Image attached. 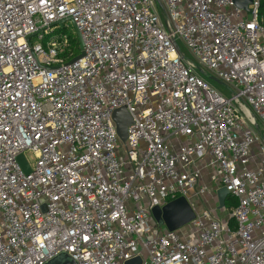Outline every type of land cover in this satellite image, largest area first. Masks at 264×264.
I'll return each mask as SVG.
<instances>
[{
	"label": "built area",
	"instance_id": "2783aa9c",
	"mask_svg": "<svg viewBox=\"0 0 264 264\" xmlns=\"http://www.w3.org/2000/svg\"><path fill=\"white\" fill-rule=\"evenodd\" d=\"M247 1L0 0V264H264V13ZM220 188L224 220L192 201ZM181 197L195 220L159 226Z\"/></svg>",
	"mask_w": 264,
	"mask_h": 264
},
{
	"label": "water",
	"instance_id": "95a60500",
	"mask_svg": "<svg viewBox=\"0 0 264 264\" xmlns=\"http://www.w3.org/2000/svg\"><path fill=\"white\" fill-rule=\"evenodd\" d=\"M247 0H234V4L238 8L247 10L248 6ZM71 20V18H69ZM60 25L63 24L59 22ZM74 28V33L80 43V50H83V43L79 31L77 30L75 24H72ZM84 55L81 54L73 62H77ZM72 62V63H73ZM216 81V80H215ZM114 122L116 123L117 132L119 138L123 143L127 140L128 127L133 123L131 115L127 112L125 108L115 111L113 115ZM19 162L26 173H29V167L23 156L19 158ZM217 198L219 203V209H223L226 206V200L229 198V191L227 188H220L217 191ZM152 214L159 226H165L169 231H176L189 223H191L196 218V212L190 206V203L186 198H178L174 201L169 202L162 208L155 207L152 209ZM48 264H75L68 256L62 255ZM126 264H142L140 258H135L128 261Z\"/></svg>",
	"mask_w": 264,
	"mask_h": 264
},
{
	"label": "crops",
	"instance_id": "0c3cea01",
	"mask_svg": "<svg viewBox=\"0 0 264 264\" xmlns=\"http://www.w3.org/2000/svg\"><path fill=\"white\" fill-rule=\"evenodd\" d=\"M208 175H209V172L204 173L203 178L198 188L202 187L203 185H209ZM217 190L218 189H214L210 193L206 194L205 196H198V189H196L192 193V196H193L192 201H194L196 205L198 204V206H207L213 212V215L218 216L219 215L218 213L222 211H220L219 209L217 210L215 209L216 206L219 205L218 198H217ZM201 202H205V204H202ZM212 206H214L215 208H213ZM220 218H221V214H220Z\"/></svg>",
	"mask_w": 264,
	"mask_h": 264
},
{
	"label": "rangeland",
	"instance_id": "374dc122",
	"mask_svg": "<svg viewBox=\"0 0 264 264\" xmlns=\"http://www.w3.org/2000/svg\"><path fill=\"white\" fill-rule=\"evenodd\" d=\"M160 14H161V10H160ZM71 25V24H70ZM72 28V26H71ZM177 43L179 45V47L181 48V51L185 54H187V49L184 45V43L181 41L180 38H177ZM208 82L210 83V85L220 91L226 92L224 89V86L219 82V81H215L213 79H208ZM260 131L262 132V134L264 135V130L263 128L260 127ZM256 152H258L257 148L255 149ZM28 158L31 159V155L27 154ZM202 204H205V202H201ZM202 207H207V206H202ZM213 208H215L214 206H212ZM216 210L219 209V205L216 206L215 208ZM230 210L226 209L224 210V212H220L218 213L219 215L217 216L218 218H220V214H221V219H226L227 215L229 214ZM216 216V215H215Z\"/></svg>",
	"mask_w": 264,
	"mask_h": 264
},
{
	"label": "trees",
	"instance_id": "16d2710c",
	"mask_svg": "<svg viewBox=\"0 0 264 264\" xmlns=\"http://www.w3.org/2000/svg\"><path fill=\"white\" fill-rule=\"evenodd\" d=\"M262 12L264 13V0H263V10ZM72 45H73V51H74V55L77 56L80 52V48H79V41L77 39V37L75 35H72ZM236 203L231 200L230 198H228L226 200V208L228 210L232 209L233 207H235Z\"/></svg>",
	"mask_w": 264,
	"mask_h": 264
}]
</instances>
